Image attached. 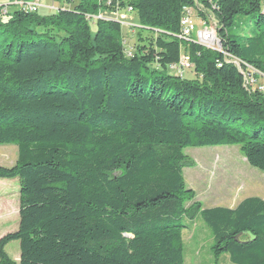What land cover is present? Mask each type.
Wrapping results in <instances>:
<instances>
[{"label": "trees", "instance_id": "1", "mask_svg": "<svg viewBox=\"0 0 264 264\" xmlns=\"http://www.w3.org/2000/svg\"><path fill=\"white\" fill-rule=\"evenodd\" d=\"M200 1L219 21V48L177 37L195 0H119L161 31L154 45L137 34L129 55L117 21L95 18L91 30L105 0L48 15L0 8V145L18 148L0 178L19 184L0 264H184L182 231L196 218L213 264L222 254L264 264V199L203 207L183 177L185 148L232 144L264 172V92L241 71L264 73V0ZM180 49L193 78L168 68Z\"/></svg>", "mask_w": 264, "mask_h": 264}, {"label": "rangeland", "instance_id": "2", "mask_svg": "<svg viewBox=\"0 0 264 264\" xmlns=\"http://www.w3.org/2000/svg\"><path fill=\"white\" fill-rule=\"evenodd\" d=\"M14 1L10 0L6 10L17 7ZM41 3L43 6L38 10L40 15L51 14L53 5H55V8L64 5L71 6L66 0H41ZM195 6L198 9L192 11V17L197 22H204V26L216 30L219 21L214 11L204 6L200 0H195ZM199 13L202 15L200 16ZM97 15L104 19L115 18L112 20L120 24L122 38L126 39L124 47L126 54L128 51H133L134 46L137 44V34L140 37V42L142 41L145 44L152 42L153 44L156 35L161 32L156 28L152 31L149 29L144 30L138 23L135 12L127 11L119 4V0H111L108 8L101 9L96 15L90 17L92 31L95 29L94 16ZM121 15L125 17L121 19ZM183 54V49H180L178 60ZM184 77L193 78V70H186ZM17 151L16 144L0 145V166L9 167L13 165L17 157ZM184 154L187 156V165L183 168L184 182L187 187L194 190L195 200L199 201L203 207L228 206L231 199L237 201L254 193L264 198V172L246 162L238 144L187 147L184 149ZM18 188L17 178H0V237L17 228ZM187 221L186 217L182 219V222ZM182 238L184 264H213L215 262L211 253L213 238L201 219L196 218L189 229H183ZM5 251L10 258L17 261L19 258L18 241H10L5 246ZM226 256L227 254L220 255L217 264H233L228 261Z\"/></svg>", "mask_w": 264, "mask_h": 264}, {"label": "built area", "instance_id": "3", "mask_svg": "<svg viewBox=\"0 0 264 264\" xmlns=\"http://www.w3.org/2000/svg\"><path fill=\"white\" fill-rule=\"evenodd\" d=\"M106 4L109 5L111 0H105ZM17 8H20L24 11L36 12L39 10L43 4L41 0H15ZM7 3H0V8L3 12H6ZM54 6V7H53ZM51 7L52 10H56L55 5ZM126 8L127 11L133 12V9L130 6L123 7ZM194 8L184 6L182 8V14L180 17V32L177 35L178 38H193L199 44L206 46L208 48H219L220 44L216 36V30L211 27L204 26L203 23L198 24V22L192 17V11ZM95 18H103L99 15L94 16ZM121 19L125 17L124 15L120 16ZM104 19V18H103ZM115 19V18H111ZM201 24V25H200ZM123 43H126V39H123ZM131 51L127 52V55L130 54ZM241 67V66H240ZM168 68L175 74L180 76H184V72L186 70H190L193 68V64L190 61L188 54L184 53L180 59L176 62L170 63ZM262 79V80H261ZM244 85L251 90H258L264 92V74H249L246 73L244 69Z\"/></svg>", "mask_w": 264, "mask_h": 264}, {"label": "crops", "instance_id": "4", "mask_svg": "<svg viewBox=\"0 0 264 264\" xmlns=\"http://www.w3.org/2000/svg\"><path fill=\"white\" fill-rule=\"evenodd\" d=\"M249 196H258V197H261L262 199H264L262 196H260L259 194L257 195V194H249V195H247V196H245V197H242L241 199H239V200H237V201H234L233 199H231L230 201H231V203L227 206V207H233V206H235L240 200H242L243 198H246V197H249ZM234 201V202H233ZM209 207H212V206H209Z\"/></svg>", "mask_w": 264, "mask_h": 264}, {"label": "bare ground", "instance_id": "5", "mask_svg": "<svg viewBox=\"0 0 264 264\" xmlns=\"http://www.w3.org/2000/svg\"><path fill=\"white\" fill-rule=\"evenodd\" d=\"M236 62V64L238 65V66H240L239 65V63L237 62V61H235ZM245 70H246V73H249V74H262V73H260V72H258V71H255L254 69H252L251 67H246L245 68ZM242 71V73L244 74V69L243 70H241Z\"/></svg>", "mask_w": 264, "mask_h": 264}]
</instances>
